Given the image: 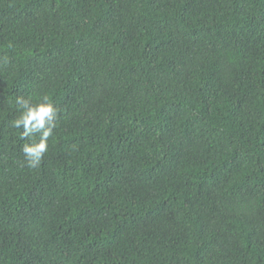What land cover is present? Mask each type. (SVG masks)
<instances>
[{
	"label": "trees",
	"instance_id": "obj_1",
	"mask_svg": "<svg viewBox=\"0 0 264 264\" xmlns=\"http://www.w3.org/2000/svg\"><path fill=\"white\" fill-rule=\"evenodd\" d=\"M0 264H264V0H0Z\"/></svg>",
	"mask_w": 264,
	"mask_h": 264
},
{
	"label": "clouds",
	"instance_id": "obj_2",
	"mask_svg": "<svg viewBox=\"0 0 264 264\" xmlns=\"http://www.w3.org/2000/svg\"><path fill=\"white\" fill-rule=\"evenodd\" d=\"M16 104L20 114L12 121V127L23 128L20 138H27V142L21 150L28 166L37 167L48 150L49 138L53 136L56 127L58 109L47 95L34 103L30 99L17 97Z\"/></svg>",
	"mask_w": 264,
	"mask_h": 264
}]
</instances>
